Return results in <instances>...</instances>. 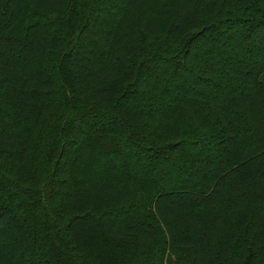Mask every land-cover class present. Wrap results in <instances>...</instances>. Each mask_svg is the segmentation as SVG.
Instances as JSON below:
<instances>
[{
	"label": "trees",
	"instance_id": "trees-1",
	"mask_svg": "<svg viewBox=\"0 0 264 264\" xmlns=\"http://www.w3.org/2000/svg\"><path fill=\"white\" fill-rule=\"evenodd\" d=\"M41 225L56 264H264V0H0V264Z\"/></svg>",
	"mask_w": 264,
	"mask_h": 264
},
{
	"label": "rangeland",
	"instance_id": "rangeland-1",
	"mask_svg": "<svg viewBox=\"0 0 264 264\" xmlns=\"http://www.w3.org/2000/svg\"><path fill=\"white\" fill-rule=\"evenodd\" d=\"M50 164H47L49 167ZM51 219V218H50ZM40 237H38V246H39V261L40 264H56L54 262V258L52 256V252L45 236V232L43 230V225L39 228Z\"/></svg>",
	"mask_w": 264,
	"mask_h": 264
}]
</instances>
